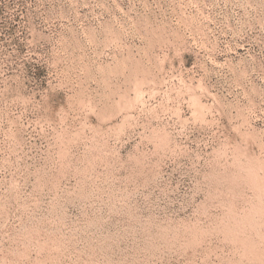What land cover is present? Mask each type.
<instances>
[{
    "label": "rangeland",
    "instance_id": "rangeland-1",
    "mask_svg": "<svg viewBox=\"0 0 264 264\" xmlns=\"http://www.w3.org/2000/svg\"><path fill=\"white\" fill-rule=\"evenodd\" d=\"M0 264H264V0H0Z\"/></svg>",
    "mask_w": 264,
    "mask_h": 264
}]
</instances>
